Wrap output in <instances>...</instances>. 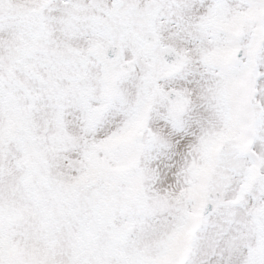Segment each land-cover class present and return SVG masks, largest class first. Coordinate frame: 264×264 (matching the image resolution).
<instances>
[{
	"label": "snow or ice",
	"instance_id": "6c2138e0",
	"mask_svg": "<svg viewBox=\"0 0 264 264\" xmlns=\"http://www.w3.org/2000/svg\"><path fill=\"white\" fill-rule=\"evenodd\" d=\"M0 264H264V0H0Z\"/></svg>",
	"mask_w": 264,
	"mask_h": 264
}]
</instances>
